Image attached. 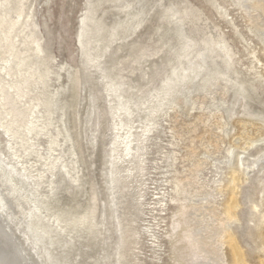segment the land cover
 <instances>
[{
  "label": "rangeland",
  "instance_id": "1",
  "mask_svg": "<svg viewBox=\"0 0 264 264\" xmlns=\"http://www.w3.org/2000/svg\"><path fill=\"white\" fill-rule=\"evenodd\" d=\"M21 1L11 6L33 25L16 47L52 68L40 98L55 105L50 117L45 108L30 117L41 131L21 159L0 122V179L20 194L0 186L3 226L15 235L5 238L9 255L264 264V0ZM31 33L39 56L23 42ZM32 222H49L48 234L38 239Z\"/></svg>",
  "mask_w": 264,
  "mask_h": 264
},
{
  "label": "bare ground",
  "instance_id": "2",
  "mask_svg": "<svg viewBox=\"0 0 264 264\" xmlns=\"http://www.w3.org/2000/svg\"><path fill=\"white\" fill-rule=\"evenodd\" d=\"M12 0H0V11H4L2 14L0 13V31L2 32L1 33V36H0V55L1 54H5L8 55L9 54V57L8 59H4L5 61L1 60V65L2 63L4 62V64L1 66L0 65V122L2 124L1 125V129L4 128L5 132L8 133L9 137H12L11 139V142L10 144L12 145H15V148L17 146H20L21 148L24 149L23 153L22 154H19V158L21 159L22 157H26L28 156V151L30 149H32V147H35V142H38V141H34L31 142L30 141V136L29 135H34V134H38L39 133V125L37 124L36 121H34L32 118H30L32 116V114L34 112H38L40 109L42 110V108H45V110L47 111L48 113V116L50 117L51 116V112L54 108V101H51L49 100L50 98H46V99H41L40 97H42L43 94H45V89L44 86L47 85L49 83H47L46 81H48V79L51 77L50 76V71L49 69H52L50 68L49 66V69H47L48 67L46 66V68H43L42 70L40 69H37L34 65H38L39 62H33L30 58L32 57H28L29 55H31V53L26 56L24 55L26 53H24V51H21L19 50L20 46L17 48L16 47V43L18 42L16 39L18 37V33L20 32V30L22 31L21 33L24 34L25 31L23 32V29L25 30V28H29L31 25V20L29 22V20H25L24 18V15H25V10L22 6L19 5V7H17L16 9L14 8V6L12 7L11 6V2ZM23 2V0L21 1V3ZM24 3V2H23ZM22 3V4H23ZM24 6V5H23ZM16 7V6H15ZM15 11L14 13H17V18L12 20L11 19V12ZM13 13V14H14ZM16 15V14H15ZM14 16V15H13ZM28 17V16H27ZM26 19H30V18H26ZM29 26V27H28ZM5 28H7V30L5 31ZM31 29V28H30ZM29 29V31H30ZM26 34V33H25ZM32 35H29L28 38L23 37L24 39V43H27L28 41L29 42H32L35 44V49H36V52L35 54L37 53V55L39 56L40 54H42L44 52L43 50V47L41 45V41L40 39L36 36V34H33L31 33ZM21 35V34H20ZM27 35V34H26ZM19 40V38H18ZM20 43V41H19ZM18 43V45H20ZM22 43V41H21ZM31 43V44H32ZM24 46V44H21ZM28 46V44L26 45V47ZM30 46V44H29ZM34 46V45H33ZM25 47V48H26ZM16 48L20 51H17ZM29 48V47H27ZM26 48V49H27ZM8 53V54H7ZM29 53V52H28ZM34 53V52H33ZM32 53V54H33ZM36 56V55H35ZM87 56V55H86ZM41 57V56H40ZM43 57V55H42ZM1 58H3V56L1 55ZM37 60H39V58H37ZM36 60V61H37ZM42 60V59H41ZM44 60V59H43ZM35 61V60H34ZM8 63L9 65V68H7L6 64ZM43 63V62H41ZM40 65V64H39ZM43 65V64H42ZM40 67V66H39ZM38 67V68H39ZM78 76V75H77ZM9 78V81H7V79ZM78 78V77H77ZM76 79V77H75ZM79 80V79H78ZM51 81V80H50ZM79 82V81H78ZM80 83V82H79ZM78 83V84H79ZM74 84V83H73ZM77 84V83H76ZM46 86V87H47ZM41 88L39 90H41V95L39 96V93H38V96H37V93L35 92V90L37 91L36 88ZM48 88V87H47ZM76 90V89H75ZM36 93V94H35ZM46 94H47V89H46ZM44 97V96H43ZM42 97V98H43ZM47 97V95H46ZM53 98V97H52ZM55 99V97H54ZM53 99V100H54ZM37 110V111H36ZM44 111V110H43ZM55 111V109H54ZM42 112V111H40ZM45 113V112H43ZM47 113L45 115H47ZM54 113V112H53ZM38 114V113H36ZM35 115V114H34ZM44 116V114H43ZM36 117V116H35ZM34 117V119L36 120V118ZM48 117V118H49ZM38 118V117H37ZM46 118V116H45ZM53 118V117H52ZM51 121V120H49ZM44 121H42L43 123ZM41 123V124H42ZM46 123V122H45ZM48 124V123H46ZM45 124V125H46ZM50 124V123H49ZM52 124V123H51ZM43 125V124H42ZM41 125V126H42ZM49 126V125H48ZM51 126V125H50ZM44 127V125H43ZM46 127V126H45ZM44 130V129H43ZM48 130V129H47ZM41 131V129H40ZM4 132V133H5ZM45 132V131H44ZM43 132V133H44ZM44 135V134H43ZM37 136V135H36ZM45 136V135H44ZM36 139V138H35ZM38 139V138H37ZM54 140V139H53ZM55 142V141H53ZM56 144V142L54 143V145ZM58 144V143H57ZM52 145V143L50 144ZM55 147V146H54ZM54 147H52L54 149ZM8 149V148H7ZM19 149V147H18ZM36 149V148H35ZM56 149V148H55ZM9 150V149H8ZM11 151V150H10ZM22 151V150H21ZM30 151H33V150H30ZM36 151V150H35ZM53 152V150H52ZM51 152V153H52ZM56 152V151H55ZM54 152V154H55ZM14 153V151L12 152ZM50 153V155H51ZM57 153V152H56ZM18 153L16 152V155ZM13 155V154H12ZM33 155V154H32ZM39 155V154H38ZM53 155V154H52ZM60 157V153L58 154ZM40 156V155H39ZM57 156V155H56ZM12 157V156H11ZM28 158V157H27ZM46 158V157H44ZM43 158V159H44ZM13 159V158H12ZM55 159V158H53ZM53 159H49L50 160H53ZM57 159V158H56ZM26 160V159H25ZM30 160V158H29ZM38 160V159H36ZM40 160V159H39ZM58 160V159H57ZM56 160V161H57ZM60 160V159H59ZM62 160V159H61ZM2 161V160H1ZM43 161V160H42ZM45 161V160H44ZM56 161H54L51 170L52 172H54V170L56 169V167L58 166L56 164ZM63 161V162H62ZM60 162L64 163V160H62ZM13 162V160L11 161ZM10 162V163H11ZM21 162V161H20ZM24 162V161H23ZM27 162V160H26ZM48 162V161H47ZM46 162V163H47ZM52 162V161H51ZM14 163V162H13ZM49 163V162H48ZM16 164V163H15ZM23 164V163H22ZM52 164V163H51ZM12 165V164H10ZM48 165V164H47ZM20 167V165H17V167ZM51 166V165H50ZM64 166V165H63ZM16 167V166H15ZM28 167V166H27ZM44 167H47L44 165ZM10 168V167H9ZM29 168V167H28ZM14 169V167H13ZM22 169V168H21ZM42 169V168H41ZM44 171L45 170H48L46 168H43ZM65 169V168H64ZM29 170V169H27ZM27 170H24V171H27ZM14 171V170H12ZM23 171V169L21 170ZM68 171V170H67ZM0 172H1V169H0ZM19 172V171H18ZM28 172V171H27ZM30 172V170H29ZM40 172V171H39ZM38 172L39 174V178H40V173ZM47 172V171H46ZM45 172V173H46ZM55 172L57 173V171L55 170ZM54 172V173H55ZM22 173V172H21ZM20 173V174H21ZM26 173V172H25ZM24 173V174H25ZM45 173L43 175H45ZM2 174V173H1ZM50 174V173H48ZM47 174V175H48ZM53 174V173H52ZM26 175V174H25ZM42 175V176H43ZM36 176V175H34ZM50 176H52L50 174ZM54 176V175H53ZM38 178V179H39ZM53 178V177H52ZM51 178V179H52ZM43 180L45 178H42ZM36 180V178H35ZM48 180V179H46ZM38 181V180H37ZM40 183V182H39ZM39 183H37L39 185ZM0 186H1V190L3 188H8L10 191V194L9 196L12 197V199H14L15 197L17 196H20L18 190L16 188H12V183H11V180L9 178H3V179H0ZM36 187V186H35ZM12 188V189H11ZM37 189H39L38 187H36ZM35 188V189H36ZM206 192V191H205ZM208 192V191H207ZM8 199V198H7ZM5 199H1V196H0V202H2V204L4 205V201ZM26 201V200H25ZM24 200H22L21 203L25 202ZM6 205V203H5ZM236 205V204H235ZM5 207V206H4ZM50 207V206H49ZM93 207V206H92ZM19 208V206H18ZM93 208H96V205H94ZM90 209V213L81 217L80 221H83L84 220H92L94 217H95V210L94 209ZM184 208V207H183ZM231 208V207H230ZM88 210V209H87ZM231 210H234L231 209ZM36 212V211H35ZM34 212V213H35ZM38 212V210H37ZM41 212V211H39ZM30 213V212H29ZM194 213V212H193ZM61 214V213H60ZM63 214V213H62ZM234 214V213H233ZM1 212H0V224L1 226L3 227L2 230H4L5 234L0 236V264H24L23 263V259L20 258V254H13V256H10L9 255V252L11 253L10 251V244L8 240H6L5 238H8L9 236H12L14 239H15V235L13 236V234L9 231L8 232V229L6 230L7 227L3 226L4 222L3 220L5 219H2V216H1ZM32 215V214H31ZM42 215V214H41ZM49 215V214H48ZM47 215V217H48ZM84 215V214H83ZM35 216H37V214H35ZM53 216V215H52ZM57 216V215H56ZM68 218V217H67ZM53 219V218H52ZM70 219V218H68ZM44 220V219H43ZM76 221V219H75ZM5 223H6V220H5ZM55 223V222H54ZM56 223L58 224H61V223H66V218L62 215L58 216L56 218ZM55 223V224H56ZM41 224V223H40ZM91 224V223H90ZM5 225V224H4ZM66 225V224H65ZM30 228H33L34 230L32 232H34V236H37L38 239H40V236L41 234L43 235H46L48 234L49 232V222L48 223H45V222H42V225L40 227H38V224L36 223H30L29 224ZM69 226L70 223H69ZM73 226V225H72ZM76 226V225H75ZM78 226V225H77ZM82 226V225H81ZM80 226V227H81ZM92 226V225H91ZM90 226V227H91ZM79 227V226H78ZM76 227V228H78ZM63 228V227H62ZM70 228V227H69ZM68 228V229H69ZM74 228V229H76ZM176 228V227H175ZM179 228V227H178ZM61 229V228H59ZM73 229V230H74ZM80 229V228H79ZM64 230V229H63ZM78 230V229H77ZM65 231V230H64ZM67 231V230H66ZM69 231V230H68ZM54 232V231H53ZM10 233V235H9ZM2 234V233H1ZM0 234V235H1ZM62 234V233H61ZM57 236V235H55ZM75 237V236H74ZM11 238V237H10ZM9 238V239H10ZM12 238V239H13ZM186 239H191L190 238V234H186L185 236ZM192 240V239H191ZM189 241V240H188ZM192 241H195V240H192ZM191 241V242H192ZM196 242V241H195ZM16 243V242H15ZM197 243V242H196ZM189 244V243H188ZM10 245V246H9ZM14 245V244H13ZM190 245V244H189ZM9 246V248H8ZM17 246V245H16ZM15 246V247H16ZM192 246H193V243H192ZM17 248V247H16ZM15 249V248H14ZM197 249V248H196ZM196 249H193V250H196ZM15 251V250H14ZM19 252V250H18ZM21 252V251H20ZM195 252V251H194ZM17 253V252H15ZM23 256V255H22ZM194 256H195V253H194ZM237 257H238V261L241 262L242 261V255L240 253V251L238 250L237 251ZM41 260V259H40ZM195 261V260H194ZM239 264V263H238ZM244 264V262H243Z\"/></svg>",
  "mask_w": 264,
  "mask_h": 264
}]
</instances>
